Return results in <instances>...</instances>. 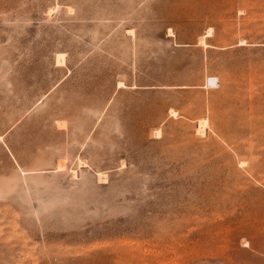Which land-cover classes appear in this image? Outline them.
<instances>
[{"label": "rangeland", "instance_id": "obj_1", "mask_svg": "<svg viewBox=\"0 0 264 264\" xmlns=\"http://www.w3.org/2000/svg\"><path fill=\"white\" fill-rule=\"evenodd\" d=\"M0 264H264V0H0Z\"/></svg>", "mask_w": 264, "mask_h": 264}, {"label": "bare ground", "instance_id": "obj_2", "mask_svg": "<svg viewBox=\"0 0 264 264\" xmlns=\"http://www.w3.org/2000/svg\"><path fill=\"white\" fill-rule=\"evenodd\" d=\"M60 61H62V59H60ZM210 82L214 83V84H219V79L218 77H215V78H210ZM205 123H206V120H202L200 121V128L203 129V127L205 126Z\"/></svg>", "mask_w": 264, "mask_h": 264}, {"label": "built area", "instance_id": "obj_3", "mask_svg": "<svg viewBox=\"0 0 264 264\" xmlns=\"http://www.w3.org/2000/svg\"><path fill=\"white\" fill-rule=\"evenodd\" d=\"M212 83V82H211Z\"/></svg>", "mask_w": 264, "mask_h": 264}]
</instances>
